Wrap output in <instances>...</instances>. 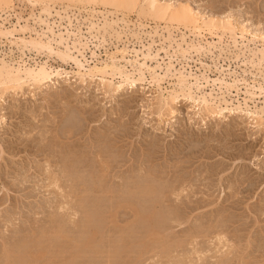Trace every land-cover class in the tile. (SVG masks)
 Masks as SVG:
<instances>
[{"label": "rangeland", "instance_id": "obj_1", "mask_svg": "<svg viewBox=\"0 0 264 264\" xmlns=\"http://www.w3.org/2000/svg\"><path fill=\"white\" fill-rule=\"evenodd\" d=\"M171 1L184 2L206 15L228 16L264 35V0ZM13 4L14 10L8 15L0 14L2 18L10 15L5 22L9 29L17 24L16 16L22 17L20 26H24L30 13H39L38 7L21 0ZM130 19L138 21L133 14ZM142 20L147 27L159 24L151 19ZM29 26L41 31L33 20ZM53 28L67 36L64 27ZM173 31L176 36L187 33L182 29ZM32 35L36 37L35 33ZM83 35L82 41L88 42V49L84 56L73 51L71 57L75 61L63 62L55 55L37 56L26 51L27 60L34 58L53 72H68L67 76L53 75L42 85L9 90L0 99V264H264V124L245 111L264 110V92L261 94L258 89L264 77L256 74L258 67L264 71V64L253 66L247 52L238 60L229 54L219 57L218 50L202 58L188 55L186 71L199 78L198 82L194 76L189 79L192 89L197 92L196 87L203 86L201 92L224 97L232 103L231 107L241 109L210 115L199 110L192 100L180 96L172 104L174 113L162 118L158 111V89L146 70L143 80L125 84L116 93L106 92L98 77L93 80L86 75L82 80L78 72L87 73L94 64L105 60L104 48L108 47H98L86 29ZM204 36L212 41L207 33ZM14 37L22 35L17 33ZM155 39L158 41V37ZM186 39L190 41L194 36L187 33ZM8 44L6 39L0 40V50L8 58L9 49L14 48L13 56L18 58L20 52L16 46ZM133 44L130 46L134 47ZM260 44L256 46L262 48ZM135 47L140 49L138 44ZM159 48L157 43L152 51L156 54ZM164 51L157 53L154 62L147 60L146 65L157 67L158 61L162 65L160 70L159 67L155 70L159 75L164 74L169 63L181 69L176 57L165 56ZM153 52L151 56L155 57ZM139 57L140 63L143 62ZM126 69L130 71V65ZM203 76L209 78V84L203 81ZM169 80L161 86L171 88ZM224 83L238 88L227 90ZM246 84L251 87L245 88ZM248 91L255 93L251 95L253 99L250 92L246 94ZM66 134L68 137L71 134V139L66 140ZM71 160L77 163H73L76 167ZM64 164L72 173L61 168ZM61 169L68 176L64 177ZM46 170L48 174L51 171L56 174L63 189L48 187L52 177H48ZM182 182L190 185L186 187L190 188L191 200L183 196L181 201L167 198L171 204L166 199L163 202L162 196L168 195L165 191ZM125 199L137 206L138 216L132 207L123 204ZM174 202H178L175 207ZM154 225L161 232L158 241L147 236ZM220 231L226 233L232 245L230 253L221 256L207 252L213 248L209 236ZM195 233L201 238L196 240L199 244L195 241L196 247L192 245ZM194 247L206 250L199 261L193 253Z\"/></svg>", "mask_w": 264, "mask_h": 264}, {"label": "bare ground", "instance_id": "obj_2", "mask_svg": "<svg viewBox=\"0 0 264 264\" xmlns=\"http://www.w3.org/2000/svg\"><path fill=\"white\" fill-rule=\"evenodd\" d=\"M14 1L15 0H0V14L2 13L5 15H8L12 10H14V6H15L13 4ZM21 1L29 3L31 6L38 5V8H39L38 12L39 13H37V14L30 13L28 19L25 20L24 26H20V20H22V17L16 16L17 17V24L14 23L15 25L12 26V29L11 28L9 29L8 27L5 26V22L6 21L8 22V17L10 15L8 17H5V18H2V15H0V18L2 21V23L0 24V40L6 39L7 42L9 43L8 44L9 46L10 45H11V47L16 46L17 50L20 52L18 58H15L13 56L14 48L13 49L10 48L9 50H10L11 55L7 58V53L0 50V99H3V96L9 90H23L24 85H35V86L42 85L45 82H47L48 80H50L53 75L62 76V74H66V76H67L69 74L68 72L61 73L62 71L59 72L58 70H57L58 72H53L52 69L48 68V66L46 64H41L34 58H28V60H27L25 58L26 57V51H27V53L30 52L31 54H32V52L36 53L37 56L38 55L40 56L42 54L47 55V57H50V55L51 56L55 55V58L56 57L60 58V60H63V62L64 61H70L71 59H73L75 61V58L71 57L73 51H76L77 54L84 56L83 55L84 52L86 51V49H88V44H87L88 42L83 43V41H82V39L84 38L83 37L84 36L83 35V29H86L87 34L92 39H95L98 42V45H97L98 47L99 46L101 47L102 45H104V46L108 45V47L104 48L105 49V60L102 59L103 61L100 60V62H97L99 64H97V63H96L97 65L94 64V66L90 67L89 70H87L88 71L87 73L78 72V75L82 78V80H83V78H85L86 75H88L89 78H91L93 80H94V78L98 77L102 80L101 82H103L104 87L107 88L106 92L108 90H110V91L116 93V92L120 91V89L125 84L131 85L135 81L143 80L145 77L144 71L146 70V73L147 72L149 73V76H150L149 78H150L151 82L153 84H155V86L158 89L159 94L157 95V97H158L157 99L160 103V108L158 111H159V115L162 118L165 114H173L174 113L173 108H172V104L180 96L192 100L196 104V107L199 110L207 112L210 115L211 114L212 115L213 114L214 115L215 114L223 115L224 112H226V111L228 113L229 112L231 113L234 110L241 109L240 106L239 107H235V106L231 107L232 103H230V101L228 102L227 101L228 99L226 100L222 96H221L222 98H218L219 96L213 97V95L211 93L206 94V93L201 92L202 90H200V88L203 86H201L200 88L196 87V91L198 90L197 92H195L192 89L193 83H190L191 81L189 79H191L194 76L195 78L194 77L193 78L195 79V81L198 82L197 79H199V78L198 77L196 78L195 74H192L191 72H189L190 70L189 71L187 70L188 73L186 71V66H188V63L186 61H189V60H187L188 55L194 54L198 57H201L202 55H206L207 53L208 54H214V51L218 50V52H219L218 56L219 57H221L223 54H225V55L229 54L233 57V59L235 58L236 60H238L240 58V56L245 55V53L247 52V53H249L248 56L250 55L248 61L250 63H253V66H255V64H256L258 67V66H261L262 63L264 64V35L257 32V30L255 31L253 29L247 28L243 23H238V22H236V20L234 21L233 19H231L228 16L217 17V16L211 15V14L206 15L201 11H195L189 4H185L184 2L181 3L178 1V3L176 2V4H175V3H172L171 0H170L171 2L168 0H21ZM153 4L156 5L155 8L152 7ZM132 14L138 18L137 22L131 21L130 16ZM143 18L146 20L151 19L154 21H159V24H157L156 27H150V26L147 27V25H145L143 22H140V20L143 21L142 20ZM30 20H33L34 24L36 26L38 25V27L41 28V29L39 28L41 31H38V29L32 28L31 26H29ZM50 21L52 23H50ZM74 21H76L77 23L74 24ZM64 23H65V25H64ZM54 25H57V26L59 25V27H64V31L66 32L67 36H65L61 30H60L61 32H59V33L55 32L54 28H53ZM162 25H164V27L161 28ZM17 26H19V27H17ZM83 26H84V28L82 29ZM148 28H150V31ZM159 29L162 30L161 31L162 33L159 32ZM174 29L178 32H179V29L185 30L190 35H193L194 39H191V40L189 39L190 41H187V39H186L187 33L185 34L183 32H181L180 35L178 34V36H176V35H174V31H173ZM17 33H19V34L21 33L22 37L15 39L16 37H14V36ZM26 33H28V35H29L28 38L26 37ZM33 33H35L36 37H34L32 35ZM204 33H207V35H209L211 37L212 41H208V39L205 38ZM9 37H14V40L9 39ZM155 37H158V41H156ZM131 40L134 41L135 43L133 44V42ZM144 41H146L147 44H145ZM157 43H159L160 48L157 49L158 51L156 50L157 52L155 51L156 52V54H155L152 50ZM257 43H261L260 45L262 48H258L256 46ZM130 44H133L134 47L130 46ZM136 44L140 45V49H136V47H135ZM251 45L254 47H252ZM160 51L166 52L165 56L171 55L172 57L173 56L176 57L177 62H179L181 69L173 68V64L169 63L170 61L167 62L169 64L166 65V69L164 70L163 75H159L155 71L157 67H159L157 70H160L161 66H162V65L160 66L158 61H157V64L159 66H157V67L155 66L153 68H150V66L148 67L149 64L146 65V61L147 60L153 61V58H157L156 57L157 53ZM152 52L154 53L155 57L151 56ZM93 53L96 54V52H93ZM131 55L132 56L134 55L133 59H130ZM95 56L98 58L97 55H95ZM139 56H141L143 58V59H141V60H143V62H141V63L138 60V58H140ZM156 60H155V63H156ZM30 61H32L33 64H31ZM127 65H130V68H131L130 71L128 69H126ZM221 69H223V67H221ZM34 73H42L47 78L40 81V82L33 81L31 79V76ZM256 74L257 75L259 74V75H261V77H264V71L261 70V68H259V67L256 68ZM256 74L254 73L253 76L258 77ZM206 77L203 76V78L202 77L201 78L203 79V81L205 80V82L208 83L209 78L207 79ZM166 79H171V80H169V83H168V84L171 83V85H172L171 88H165V87L163 88L161 86V83L165 82ZM243 79H245V78H242V81H243ZM237 81L239 82V80H237ZM221 82L223 83V80ZM224 82H227V81H224ZM255 82L256 81H254V84H255ZM210 84H212V83H210ZM224 85L227 86L226 83H224ZM233 85L229 84V86H227V87L224 86V87H226L227 90H229L233 87L234 88L237 87V86L235 87ZM249 87H251V86H249V84H248L247 87H245V88H249ZM258 89L260 90L261 94H262V92H264V91H262V85L260 83H259ZM249 92L250 91L246 92V94L248 95ZM251 92H253V90ZM251 92L249 93L250 97H251V95L253 97V95H255V93H251ZM250 97L248 98L249 100H250ZM255 107H257V106H255ZM242 108H244V107H242ZM262 109L263 108L258 109V110L256 109L254 111L245 109V111H248V114L251 115V117L254 118L255 121H257V122L260 121L262 124H264V110H262ZM1 120H3V119H1ZM67 134H68V132H67ZM67 134L65 135L66 136L65 139L66 140L68 138L71 139V134H70V137H68L69 134H68V136H67ZM72 136H73V134H72ZM64 144H67V143L65 142ZM69 147H70V145H69ZM68 151H70V150H68ZM64 152H65V150H64ZM99 155H100V153H99ZM74 156H76V155L73 154V157ZM52 157H53V155H52ZM47 160H48L47 165L48 166L51 165V164H48V163H50V161H49L50 159H47ZM71 161H73V160H71ZM51 162H53V161H51ZM57 162H59V161H57ZM74 162L75 161L72 162V165ZM102 162H103V160L101 161V163ZM75 164H77V163L75 162ZM104 164L106 165V163H104ZM67 165H69V164H67ZM72 165L71 166L69 165V166L72 167ZM107 166H109V165H107ZM64 167H65V164L61 168H64ZM70 167H68L69 168L68 170H66L67 167H65L66 172H70L69 171ZM74 167H76V166H74ZM74 167H72V168L75 169ZM77 168L79 169V167H77ZM82 168H85V167L83 166ZM47 170L49 171L50 169L47 168ZM48 171H47V174H48ZM79 171L80 170H78V172ZM51 173H52V175H51ZM51 173L48 174L49 175L48 177H52L49 179V180H51V182H50V184L48 183L49 184L48 187L54 186V187H57L58 189H63V188H60L58 185V179L56 178L57 177L56 174L52 171H51ZM62 173H64V171ZM70 173H72V169H71ZM65 175L66 174L64 173L63 176L65 177ZM66 176H68V175H66ZM70 177H72V176H70ZM63 183H64V181H63ZM69 183H71V181ZM187 183L188 182H184V183L182 182V184H180L178 187L175 186V188H173L171 191L170 190L165 191L166 193L168 192V195L162 196V197H164L163 202H165V201L167 202L168 201L167 198L170 200L172 199L173 201H175V200L177 201V200L181 199L183 196L186 198L189 197L190 188L186 187ZM62 184H61V186H62ZM150 184H151V182H150ZM148 185H149V183H148ZM188 186L190 187V185H188ZM147 187H149V186H147ZM143 189L141 188L139 190H143ZM150 189H153V188H150ZM54 192H55V190H54ZM96 192H98V191H96ZM146 192L149 193L148 190H146ZM157 192H158V190H157ZM157 192H153V193H157ZM165 192H164V194H166ZM192 192H193V190H192ZM77 193H79V192H77ZM80 194H82V193H80ZM145 195H148V194H145ZM158 196H160V195H158ZM190 196H192V195H190ZM77 197H78V195H77ZM160 197H159V199H160ZM162 197H161L160 201L162 200ZM80 198H81V196H80ZM153 198H156V197L153 196ZM189 198L191 200L192 197H189ZM181 200H179V201H181ZM125 201L126 202H124L123 204L129 205L130 206L129 208L132 207V209L136 213V216H138L140 212L138 213V208H136L137 206H135L132 203H128L126 199H125ZM152 201L153 200L151 197V202ZM169 203L171 204V202H169ZM175 203H177V205H178V202H174V207H175ZM153 204H154V202H153ZM158 204H160V202ZM165 204H164V206H165ZM68 205H69V203H68ZM166 206H169V204ZM72 207H74V206H72ZM157 207H160V205H158ZM170 207H172V206H170ZM69 208H68V210H69ZM86 208H88V207L86 206ZM157 210H159V209H157ZM155 212L156 211H154V213ZM142 214H144V213H142ZM155 216L156 215H154V217ZM150 218H152V217H150ZM139 219H141V217H139ZM179 219H180V222H179V220H178V222H179V225H181L182 224L181 218H179ZM149 220H151V219H149ZM145 221L147 222V220H145ZM152 221L154 223V220H152ZM95 222H97V221H95ZM160 223L162 224V222H160ZM158 227H159V225H158ZM153 228L154 229H152L149 232V234L148 235L146 234V235L148 237H150L151 240L158 241L161 239V232L155 229V225L153 226ZM206 231H203V233ZM197 233H195V235H197L196 237H192L193 238L192 241H194V243H195L192 245H195V247L198 246L197 245L198 241H196V240L201 239V238H197L198 237ZM208 234L210 235V233H208ZM202 238H204V237H202ZM209 238L211 239V243H213V244H211L209 242L210 241V240H208ZM209 238H207V240H208L209 244L212 245L213 248H211V245H210L209 248H211V250H208L207 252L213 251V253L215 252V253L219 254L220 256L223 254L226 255V254L230 253L232 245H231L230 240L228 241L226 233L223 234V232H221V231L217 232V233H212V235H210ZM202 240L205 241L206 239H202ZM152 243H154V242H152ZM161 243H162V241H161ZM83 244H85V243H83ZM158 245H160V244H158ZM167 245H168V243H167ZM203 246L204 245H202V247ZM195 247H194V249H196V250H193V253L196 256H198V261H199L200 259H202L203 254L205 253L204 252L205 249L202 251V250L198 249V247L197 248H195ZM223 250H225L224 253H222ZM73 251H75V250H73ZM158 251H160V250H158ZM28 254H29V252H28ZM219 255H217V256L219 257ZM31 256H33V255H31ZM171 258H173V257H171ZM221 259L222 258H220V260ZM191 260H192V258H191ZM191 260H189V261H191ZM208 260H210V259H208ZM24 263H26V262H24ZM177 263H178V260H177ZM179 263H180V261H179ZM222 264H224V263H222Z\"/></svg>", "mask_w": 264, "mask_h": 264}, {"label": "snow or ice", "instance_id": "obj_3", "mask_svg": "<svg viewBox=\"0 0 264 264\" xmlns=\"http://www.w3.org/2000/svg\"><path fill=\"white\" fill-rule=\"evenodd\" d=\"M33 7H38V5H33ZM152 7L155 8L156 5L153 4ZM46 78H47V77H46L44 74H42V73H34V74H32V76H31V79H32L33 81H36V82H40V81H42V80H44V79H46ZM262 91H264V82H262ZM262 167H264V165H262Z\"/></svg>", "mask_w": 264, "mask_h": 264}]
</instances>
